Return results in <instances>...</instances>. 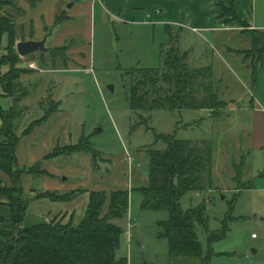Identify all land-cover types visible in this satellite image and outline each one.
<instances>
[{
  "label": "rangeland",
  "instance_id": "374dc122",
  "mask_svg": "<svg viewBox=\"0 0 264 264\" xmlns=\"http://www.w3.org/2000/svg\"><path fill=\"white\" fill-rule=\"evenodd\" d=\"M147 1L148 5L132 8L136 13L124 20L111 18L110 21L107 16L89 26L83 15L79 21L82 31H66L62 25L45 24L43 31L37 32L32 25L25 23L18 27L16 22L17 41L27 40V37L34 39L36 35L40 39L35 40H42L47 35H57L61 29L67 35L61 44L58 38L54 39L55 43L48 40L51 50L59 52L54 54L55 62L49 53L40 51L25 59L27 63L38 62L31 64L32 69L39 66L41 71L51 69L52 77L47 79L45 95L38 105L28 107L26 104L30 102H21L20 117L3 126L11 132L9 140H19L17 175H20L19 193L26 209L22 224L14 225L10 222L7 198H0V249L2 245L13 247L33 224L61 228L82 222L89 195L87 200L80 201L76 214L66 217L63 212H56L51 216L47 212L48 204L36 207L34 203L37 199L50 200L45 197L48 191L128 189L127 214L112 220L123 228L116 256L126 258L127 264H264V121L255 118L252 109L254 97L257 102L264 96V78L256 90L258 79L253 83L256 61L249 35L251 29L248 24L235 21L229 6L221 8L219 25L227 22L231 28L212 31L187 28L171 21L176 14V0ZM252 3L257 23L264 24V0ZM71 4L73 2L68 5ZM17 5L21 6L19 0ZM63 6L65 4L61 8ZM61 8L55 15V22L57 18L59 23L65 19L60 15ZM160 9L163 11L159 12ZM170 32L177 38L179 50L188 52L189 65L213 67L212 79L221 107L214 111L201 108L134 111L129 107L130 71L161 67L162 49L166 52L170 46ZM9 44V33H5L0 41V56L8 53ZM72 48H78L75 61L83 60L66 63L67 67L76 68L64 71L68 50ZM227 53L239 56L243 67L236 63L237 57L228 58ZM22 61L23 57L18 68H23ZM7 69L5 67L4 71ZM48 75L30 76L23 82L27 97L35 94ZM53 89L57 101L61 100L60 111L51 101ZM3 104L6 105L5 101ZM49 115V122L42 125V118ZM34 118L38 119L32 122ZM1 125L0 118V132ZM169 135L193 142L205 141L213 149V165L205 189L189 191L180 200L181 208L189 216L194 209L206 206L209 230L227 229L223 238L210 243L206 226L194 222L204 257L208 260L172 255L167 241L158 237V224L167 220L169 213L141 207L139 189L149 184V150L166 149ZM82 136L88 138L81 146H86L90 153H73ZM238 164L243 167L241 176L236 174L235 165ZM22 176L31 178L29 185L23 184ZM45 177H49L51 185L64 187L62 190L43 188ZM0 184L11 185L9 175L1 169ZM107 211L108 205L102 215ZM35 214L43 217H34Z\"/></svg>",
  "mask_w": 264,
  "mask_h": 264
},
{
  "label": "trees",
  "instance_id": "16d2710c",
  "mask_svg": "<svg viewBox=\"0 0 264 264\" xmlns=\"http://www.w3.org/2000/svg\"><path fill=\"white\" fill-rule=\"evenodd\" d=\"M28 1L32 7H36L43 0ZM17 3L18 0H0V41L5 33H9L10 36L8 53L0 56V116L3 121L0 132V138H3L0 139V169L11 179L9 187L0 184V198L6 197L9 202L10 222L21 225L26 208L19 193L20 175H17L18 158L15 148L19 140L18 138L9 140L11 132L3 127L9 121L12 122L20 117V103L22 98L28 95L20 77L24 73L33 71L17 67L21 57L14 48L17 45L16 22L25 12ZM223 7L225 5H221V8ZM13 8H16V11H13ZM228 9L232 11L235 21L245 23L232 4ZM59 21L60 19L57 18L56 22ZM227 24V22L222 23V27ZM169 27L170 25L167 26ZM249 35L256 61L252 72L255 83L258 79L259 64L264 55V31L251 29ZM177 42V38L171 34L169 48L166 52L162 49L161 67L134 68L130 71L132 83L128 93V103L132 110L175 111L201 108L214 111L221 107L222 104L217 99L214 89L213 67L189 65L188 52H181ZM55 53L59 52L50 51L53 62H55L53 60ZM61 55L63 56L64 53ZM64 64L66 65V62ZM5 67L8 69L4 71ZM3 96L12 97L11 107H4ZM42 119L46 120V118ZM86 138L88 137L82 136L73 153L79 151L90 153L86 146L84 148L81 146L87 141ZM167 144L166 149L149 150V184L139 189L142 194L141 207L165 210L169 213V218L158 224V237L167 241L172 255L204 257L194 222L198 221L208 229L206 206L202 205L194 209L193 214L189 216L181 208L180 200L189 191L205 189L213 165V149L206 145L205 141L193 142L177 138L175 135L168 136ZM235 169L237 176L243 174V167L239 164L235 165ZM86 191H89V201L82 222L77 226L61 228H53L43 223L27 227L25 230L27 233L21 235L13 247L5 248L2 245L0 264H127L126 258L118 259L116 256L123 228L112 220L123 218L127 214L130 198L128 189L105 191L77 188L66 192L48 191L45 197L53 202H69ZM106 205L108 211L102 215ZM226 230L222 229L216 233L208 229V241L213 243L220 240L225 236Z\"/></svg>",
  "mask_w": 264,
  "mask_h": 264
},
{
  "label": "crops",
  "instance_id": "0c3cea01",
  "mask_svg": "<svg viewBox=\"0 0 264 264\" xmlns=\"http://www.w3.org/2000/svg\"><path fill=\"white\" fill-rule=\"evenodd\" d=\"M254 0H176V3L174 5L176 14L172 17L173 19L171 21H174L177 25H182L187 28L192 27L193 29H204V30H228L231 28L230 25L227 26H220L219 21L221 17V5L229 6L232 4L235 8L236 13L238 16L249 25L250 29H256V30H264V24L263 23H257L256 19L257 17L253 15L252 13V6ZM21 7L25 10L24 14L19 16L17 18V24L18 27L21 25L23 26L25 23L32 25L35 27V29L38 31H43L45 26L47 25H59L64 26L63 28L66 29V31H82V27L79 24V21L82 20V16L85 15L87 23H89V26L93 25L94 23H97L99 21H103L104 18L107 16L109 17V20L112 21L111 18L117 19L121 18L124 20L126 17H130L129 14L136 13L132 10V8H140L144 5H148L147 0H43L40 4H38L36 7H32L26 0H19ZM73 2V5L69 7V3ZM65 4V7L61 8V5ZM61 8V14L64 15L65 19L62 23L55 22L56 13ZM163 9H160L159 12H162ZM56 15V16H55ZM150 15V14H149ZM55 22V23H54ZM46 24V25H45ZM62 30V29H61ZM59 32L57 35H54L53 37H49L50 35H47L46 39V45L50 49L47 51L50 55L51 46H49L48 40L50 39L53 43L54 39L58 38V43L61 44L64 42V38L67 35L65 32ZM64 30V29H63ZM62 30V31H63ZM60 33V34H59ZM31 39L30 37H27V40ZM34 39H40L38 35L34 37ZM63 42H60L62 41ZM19 40L17 41V43ZM79 48V47H78ZM78 48L73 50H68L67 56H69V59L66 63L75 61L76 55L78 52ZM73 52V53H72ZM30 56V55H29ZM29 56L23 57L22 61V67L32 69L34 64L37 65V61H32L30 63H27L25 59ZM51 58V56H49ZM227 57H237L236 63L240 64L243 67L242 59L240 60L239 56H236L234 54L227 53ZM73 58L74 60H72ZM83 58L80 60L75 61L76 63L82 62ZM25 63V64H24ZM33 64V65H31ZM262 66L258 69V85L256 90H258V87L260 86V82L262 78H264V55L262 59ZM76 68V67H75ZM74 67H66L65 70H72L75 69ZM78 69V68H77ZM33 71L30 74H22L20 79L22 82L29 80L31 77H38L42 76L43 73L49 74L48 78L45 79L44 82H41L38 90L33 93L31 97H24L22 99V103L24 101L30 102V104H26L28 107H34L37 106L43 95H45L46 89L45 84L47 83V79L52 77V70L46 69L45 71H41V67L32 69ZM31 76V77H30ZM25 83V82H24ZM264 90V89H263ZM260 91V90H259ZM51 94V101L53 104H56L57 109L60 111L61 107V100L57 101V98L54 94V89ZM262 96V95H261ZM4 98L3 103L5 101L4 107L9 108L12 106L11 97L9 96H3ZM256 97H254V102L252 104V109L254 112V117L259 118L260 121H264V96L259 97L257 102L255 101ZM24 102V103H26ZM258 103V104H257ZM257 104V105H256ZM26 106V107H27ZM46 110V109H45ZM58 111V112H59ZM45 112H43L44 114ZM55 114V113H54ZM40 117H43L41 114ZM50 115L46 118V120L43 122L42 125L48 123ZM1 118V116H0ZM38 118H34L32 122H34ZM2 118H1V124H2ZM31 123V122H29ZM2 126V125H1ZM48 126V125H47ZM34 135V134H33ZM33 138V137H32ZM82 138V137H81ZM23 145V144H22ZM24 146V145H23ZM19 148V145L17 146L16 152ZM49 151V150H48ZM47 151V152H48ZM46 152V153H47ZM45 153V154H46ZM44 154V156H45ZM19 159L22 161L21 157L19 156ZM25 165L27 163H24ZM47 168V167H46ZM50 172V171H49ZM23 184L26 183L27 185L30 184L31 178L23 177ZM64 180V179H63ZM43 188L45 189H59L62 190L64 186L60 185H51L49 182V177L44 178L43 182ZM89 195V191H86L82 193L80 196H78L73 201L69 202H53L51 200L45 199H37L34 201L36 203V207L39 205H47L49 208H47V212L49 211V215L54 213H61L63 212L65 216H71L73 213L76 214L77 206L79 205L80 201L83 199L84 201L87 200V197ZM45 201V202H44ZM49 201V202H46ZM42 202V203H39ZM41 214H35L34 217H40ZM52 216V215H51ZM32 217V216H31ZM43 217V216H41ZM40 217V218H41ZM36 218H34L35 220ZM37 220V219H36ZM34 223L36 221H33ZM33 224V223H32ZM254 234V233H253ZM252 234V235H253Z\"/></svg>",
  "mask_w": 264,
  "mask_h": 264
},
{
  "label": "water",
  "instance_id": "95a60500",
  "mask_svg": "<svg viewBox=\"0 0 264 264\" xmlns=\"http://www.w3.org/2000/svg\"><path fill=\"white\" fill-rule=\"evenodd\" d=\"M72 5L73 4L69 5V7ZM46 39L47 37L43 38L42 40L29 39L19 41L16 45V50L21 57L29 56L38 51L47 52L49 48H47L45 45ZM109 87L111 90H114L113 85H110ZM165 93H167V90H165Z\"/></svg>",
  "mask_w": 264,
  "mask_h": 264
},
{
  "label": "built area",
  "instance_id": "2783aa9c",
  "mask_svg": "<svg viewBox=\"0 0 264 264\" xmlns=\"http://www.w3.org/2000/svg\"><path fill=\"white\" fill-rule=\"evenodd\" d=\"M252 236H253V237H255L256 235H255V234H253Z\"/></svg>",
  "mask_w": 264,
  "mask_h": 264
}]
</instances>
